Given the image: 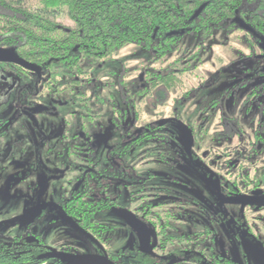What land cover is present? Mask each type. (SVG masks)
Returning a JSON list of instances; mask_svg holds the SVG:
<instances>
[{"label": "trees", "instance_id": "1", "mask_svg": "<svg viewBox=\"0 0 264 264\" xmlns=\"http://www.w3.org/2000/svg\"><path fill=\"white\" fill-rule=\"evenodd\" d=\"M203 5L201 14L193 18ZM63 14L71 26L59 22ZM218 46L226 48L229 65L240 63L241 80L227 88L233 96L221 99L222 120L211 125L203 112L198 127L189 126L188 130L196 141V152L222 155L228 160L229 172H241L246 177V172L264 162V0H0V47L14 50L39 66L42 73L38 79L36 73L19 65L0 63V82L15 76L32 81L27 77L34 76L31 86L17 85L16 91H31L35 103L56 101L70 93L84 113L83 130L91 133L102 126L97 123L99 113L90 105L87 92L97 78L96 72L124 50L150 54L151 62L142 72L144 82L135 93L141 106L148 99L165 104L178 90L189 97L192 90L187 89L186 80L198 77L196 71L208 65ZM241 62L247 64L241 67ZM126 73L123 70L116 81L124 101L134 107L130 90L137 82L131 80L132 87L127 85ZM257 80L261 83L252 85ZM230 97L236 98L232 110L226 107ZM14 101L11 106L28 108L25 97L15 96ZM6 102V95L0 94V104ZM4 123L10 122L0 119V124ZM63 131L61 138L65 137ZM69 131L72 139L80 138L77 133L70 136ZM162 139L168 141L165 133ZM39 147L41 151L42 145ZM63 148L67 155L81 154L74 143L68 142ZM34 259L38 260L36 255L27 253L14 261L34 264Z\"/></svg>", "mask_w": 264, "mask_h": 264}, {"label": "flooded vegetation", "instance_id": "2", "mask_svg": "<svg viewBox=\"0 0 264 264\" xmlns=\"http://www.w3.org/2000/svg\"><path fill=\"white\" fill-rule=\"evenodd\" d=\"M37 76L38 79H41L42 73ZM18 78L19 81L26 79ZM28 78H31L32 81L25 80V84H29L35 79L34 76ZM3 80L5 83L10 81ZM29 86L31 85L29 84ZM12 87L14 86L11 85L8 87L9 91L4 90L0 94L11 96L14 92ZM16 93L17 97L18 95L25 97L28 108H15V110L22 111V116L31 120L39 132L41 124L38 123L34 115L44 110L43 106L35 105V98L31 91L24 89ZM232 94L234 95L233 92L226 91L222 98L233 96ZM221 99L219 102L223 104ZM125 103L127 104V101ZM213 103L216 104L217 101ZM216 108L221 113L222 106ZM117 109L119 115L127 113V109L137 111L130 107L123 110ZM210 121L212 125L214 116ZM113 122L115 128L122 126L123 123L119 116H114ZM4 125L7 128H3ZM175 125L178 124L175 123ZM162 126L163 124L140 126L134 133L126 136V145L115 149L113 146L105 156L98 154L99 146H96L95 141L90 139L94 133L87 132L83 128L80 132H76L80 138L69 137L67 133L69 128L66 127L62 129L65 137L59 136L62 147L67 146L68 142L74 143L78 146L81 154L67 155V150L63 148L64 155H51L50 149L56 144L43 134L38 136L37 133H34L33 138L23 142L25 146L29 145V142L35 146V135L40 137L39 145H42L41 151L45 152V169L49 171L52 180L60 182L61 178L57 179L53 176H63L70 171L78 172V176L76 175V183L71 188L69 186L72 184L69 181L66 182L67 186L62 187L58 201L36 203L35 200L31 202V199H28L29 201L24 202L22 207L23 213L0 221V224L17 226V232L14 234L0 233V264H18L14 260L19 256H26L27 253L31 256L36 255L38 258V260L34 259V264H67L64 257L80 255L103 256L114 264H255L253 261L251 263V258L247 253L237 255L227 247L224 249L223 243L228 240L229 242H240L248 239L258 243L264 255V180L260 178L259 174H253L252 170L246 172V177L241 172H229L228 160L222 155L207 153L197 155L196 141L192 137L191 144H189L192 155H180L181 142H179L175 148L176 156H166L167 154L164 152L169 144L167 146V143L163 142L162 136L166 128ZM186 126L187 128L182 130L184 133L189 129V126L191 129H195L192 123H188ZM9 129H13L14 132L10 133ZM16 131L17 129L10 123L0 124V146L20 144L16 138L7 139V137L16 136ZM179 135L177 136L180 138ZM145 141L161 143L162 145H159L160 152L155 151V155L150 157L132 154ZM46 146H48L47 149ZM151 157L156 158V165L148 168L147 163L151 161L149 160ZM53 159H60L63 164L54 165ZM187 160L189 164L185 163ZM103 162L106 164L103 165ZM165 164L171 168L178 166L179 168H190V172L194 173V177L200 185L192 186L190 182L177 175L163 173ZM15 165L23 167L24 163L18 161ZM30 165L28 164L26 167H30ZM62 165H65L64 169H61ZM229 176H238L239 178L233 180ZM251 176H253L252 179ZM3 189H5V193H9L13 187ZM123 189L129 202L126 210L131 225L145 236V242L131 243L114 251L110 233L116 227L104 222L98 215L121 206L120 195ZM34 190V188H30L29 193L33 195ZM23 194L18 191L17 193L11 192L10 198L23 199L24 197H21ZM253 195L260 201L248 204L226 201L233 198L253 197ZM44 203L55 206H49L33 222L22 225V220L28 212L35 206ZM63 212L80 229L67 223L61 217ZM39 219L44 221L42 224L47 227L48 235H51L49 239L48 236L43 237L37 227L32 229ZM64 230L79 235L82 238V246L58 242L56 234ZM257 263L263 264L260 261Z\"/></svg>", "mask_w": 264, "mask_h": 264}, {"label": "rangeland", "instance_id": "3", "mask_svg": "<svg viewBox=\"0 0 264 264\" xmlns=\"http://www.w3.org/2000/svg\"><path fill=\"white\" fill-rule=\"evenodd\" d=\"M59 22L65 26L72 25L71 20L65 14L60 16ZM189 40L191 41V39ZM122 57L125 58L124 62L120 61ZM230 61L226 48L224 49L218 46L214 49L213 57L207 60L208 65L202 66L196 71L198 77L194 78L190 76L188 80H186L187 89L192 90L189 97H184L178 90L172 93L170 100L163 102L165 104H157L152 99H148L144 101L143 105L138 106L140 100H138L135 93H137L138 88L141 87V83L144 82L142 72L145 65L151 62L150 54L143 51L135 53L131 48L124 50L115 61L104 65L103 68L96 72L95 76L97 78L94 84L92 82V88L87 92V97L91 98L90 105L99 113L97 123L102 126L101 130L94 133L90 138L95 141L96 146H99L98 154L105 156L108 155V151L113 146L115 149L118 147L120 148L121 145H126V136L134 133L140 126H156V124H163L162 127L167 129V132L166 129L164 131L165 136L169 138V142H166L167 146L168 144L169 146L164 152L167 154L166 156H176L175 148L179 142H181L179 154L182 156L192 155L189 146V144H191V134L187 130L185 133L182 130L186 128V124L188 123H192V125L196 127L202 120L201 114H203V112L208 115L209 120L214 116L213 125L219 122L221 113L216 110V107L220 105L219 101L227 88L231 84L234 85L238 83L242 75V70L239 69L240 63L234 62V64L232 63L229 65ZM244 64L247 63L241 62V67ZM227 65L229 66L227 67ZM206 69L209 70V74L207 72L205 73ZM123 70L127 71L125 78L127 85L132 87L131 80L137 82L134 88L130 90L133 94L130 100L134 101V107L125 103L122 95L123 93L119 91L117 85L116 80ZM239 71H241L240 74L237 73ZM259 76L261 77L262 75H258V78ZM18 79L19 78L15 76L7 83L0 82V93L11 85L15 87V91L11 94L13 97L9 98L10 95L6 96L7 102L4 105H0V117L8 119L10 125L17 129L15 132L16 136H10L7 137V139L16 138L20 141V144H10L7 147L0 146V221L11 219L15 215H18V213H23L22 207L24 206V202L29 201L28 199H31V202L35 200L36 203L58 201L61 196L62 187L67 186V181L72 184L69 188L74 186L77 180L75 177L76 175L78 176V172L73 173L70 171L63 176H53V178H61L60 182L52 180L49 171L45 169V152L39 151L40 137H36V135L40 136L41 134L46 135V137L48 136L49 139L56 144V146L50 149L49 153L53 156H58L60 154L64 155L62 143L59 140L62 129L65 127L69 128L70 134L82 130L81 123L83 122L82 119H84L82 118L84 113L78 102L74 100L73 95L70 93H64L60 98L56 99V101L47 99L43 103H35L36 106L42 105L44 108V110L34 115L38 123L41 124L39 132H37L36 125L34 126L31 120L23 117L21 114L22 111L18 110L17 112L15 107L11 106V104L15 102L14 98L17 95V85L23 86L25 84L24 79H20V81ZM258 83H261V80H257L255 83H252V85ZM230 99L232 100L230 103H226V107L232 110V106L236 104L233 100H236V98L230 97ZM214 101H218L219 104L213 103ZM129 107L131 109H137V112L127 109V113H120L119 115L117 108L123 110ZM134 114L136 118H133ZM114 116H119L121 118L123 122L122 126H116L115 128V123L113 122ZM175 123L178 125H175ZM6 125H4L3 128H7L5 127ZM9 130L10 133L14 132L13 129ZM34 133H37L35 135V146H32L31 142H29L27 146L23 145V142H27V140L33 138ZM52 133H54L53 136H51ZM177 135H179L180 138ZM159 145L162 144L145 141V143L137 150L133 151L132 154L150 157L155 155V151L157 153L160 152L161 148ZM47 147L48 146L45 148L47 149ZM202 152L205 154V150H202ZM198 154L201 155L200 150L197 152V155ZM149 160L151 161L147 163L148 168L155 167L156 158L151 157ZM18 161H22L24 166H16L15 164ZM185 163L189 164L188 160ZM28 164H31L30 167H26ZM53 164L61 165L63 161L60 159H53ZM104 164L106 163L103 162V165ZM263 166L264 162L259 163L257 166L255 165L252 167L251 171L253 174H259L262 180H264ZM54 167L56 169V166ZM64 167L65 165H62L61 169H64ZM164 167L165 168L162 170L163 173L177 175L190 182L192 186L200 185L196 177H194V173L190 172V168H179V166L171 168L170 166L168 167L167 164H165ZM252 178L253 176H251V179ZM5 187H13L11 192L14 193H17V191L18 193H24L21 195V197L24 198H21L22 200L20 198L11 199V192L9 190V193H5V189H3ZM30 188L35 189L33 195L29 193ZM183 191L185 192L187 190ZM114 194L117 193L114 192ZM120 204L121 206L101 212L98 215L104 222L116 227L110 233L114 251H118L131 243L139 244L140 242H145V236L134 228L129 220V215L126 210L129 202L124 189L121 190ZM43 222L44 221L41 219L37 220L34 226H32V229H36L37 227L42 236H48L49 239L51 235H48L47 227L42 224ZM16 232L17 226L0 224L1 234H14ZM56 239L62 244L72 243L76 244L78 247L82 246V238L75 233H71V231L66 232L64 230L57 232ZM223 245L224 249L227 247L228 250L236 252L237 255L247 253L251 258V263L253 261L255 264H259L257 262L260 261L264 264L263 252L256 242L248 239L240 242H229L228 240L226 243L224 242ZM255 258H258V260H255Z\"/></svg>", "mask_w": 264, "mask_h": 264}, {"label": "water", "instance_id": "4", "mask_svg": "<svg viewBox=\"0 0 264 264\" xmlns=\"http://www.w3.org/2000/svg\"><path fill=\"white\" fill-rule=\"evenodd\" d=\"M204 5L197 10V12L194 14L193 18H197L201 12L204 9ZM237 22L247 30H250L247 24H245L242 20L237 19ZM176 33V32H175ZM171 33V34H175ZM170 35V34H169ZM0 63H10V64H16L19 65L27 70L36 72L37 74H41L40 68L23 58H21L14 50L9 49V48H2L0 47ZM256 195V194H254ZM253 197H246L242 199H227L226 201L229 203H241L243 202L244 204L252 203V202H257L260 201ZM49 206H55L54 204H39L35 206L28 214L26 215L25 218L22 220V225L29 224L33 222L36 218L40 216L43 210L47 209ZM61 217L69 224L73 225L77 229H80L79 226L73 222V220L66 214V213H61ZM68 256V255H67ZM65 261H67V264H114L111 260H109L106 257L103 256H97V255H80V256H68L64 257Z\"/></svg>", "mask_w": 264, "mask_h": 264}]
</instances>
